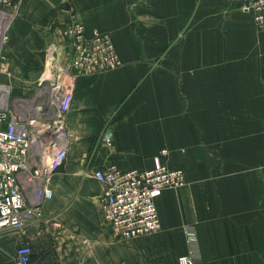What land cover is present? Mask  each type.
Returning <instances> with one entry per match:
<instances>
[{
	"label": "crops",
	"instance_id": "crops-1",
	"mask_svg": "<svg viewBox=\"0 0 264 264\" xmlns=\"http://www.w3.org/2000/svg\"><path fill=\"white\" fill-rule=\"evenodd\" d=\"M13 1L21 8L3 52L11 79L24 85L15 96L41 105L46 93L33 87L46 74L53 45L62 48L61 61L70 59L64 30L73 22L82 23L88 35L94 30L109 34L122 65L80 75L74 82L64 114L69 150L50 182L52 197L43 204V217L29 221L24 232L0 231V264H15L21 244L31 246L32 264H143L145 249L152 252L153 264H179L175 260L184 254L188 224L198 229L201 264H264V219L233 217L219 201L221 192L215 191L210 206L200 203L197 218L191 190L166 188L156 199L161 229L127 239L104 221V184L94 175L112 165L148 169L162 149H168V162L177 166L185 160L180 147L208 143L209 115L218 116L219 131L217 142L210 144H227L224 113L231 114V144L261 142L259 136H248L261 128L255 123L264 124V31L248 25L252 15L225 0ZM214 12L222 21L221 35L224 18L232 20L233 42L230 67L223 66L224 43H217L213 46H222L218 68L208 71L201 68L209 64L208 24L188 28L194 17L199 21ZM182 33L187 36L174 41ZM165 50H171L164 59L167 69L145 77ZM107 133L113 146L102 139Z\"/></svg>",
	"mask_w": 264,
	"mask_h": 264
},
{
	"label": "built area",
	"instance_id": "built-area-1",
	"mask_svg": "<svg viewBox=\"0 0 264 264\" xmlns=\"http://www.w3.org/2000/svg\"><path fill=\"white\" fill-rule=\"evenodd\" d=\"M233 1L241 10L253 13L256 24L264 29V0ZM0 5L8 8L0 10V61L4 65L3 47L21 6L13 0H0ZM66 32L71 57L62 65L55 55L58 46L48 50L47 70H52L56 82L44 89L45 95L42 90L41 105L15 96L8 84L0 83V231L14 228L24 232L29 221L43 217V204L53 194L50 182L69 150L64 114L70 108L72 86L82 74L116 68L120 63L108 35L94 32L89 37L80 23ZM102 139L113 146L110 133ZM166 155L168 150L162 149L145 170H121L112 165L95 171L104 184V221L119 236L129 239L161 229L156 199L166 188L185 184L184 170L169 167L164 162ZM178 261L197 264L191 247ZM15 264H32L30 245L17 248Z\"/></svg>",
	"mask_w": 264,
	"mask_h": 264
},
{
	"label": "rangeland",
	"instance_id": "rangeland-1",
	"mask_svg": "<svg viewBox=\"0 0 264 264\" xmlns=\"http://www.w3.org/2000/svg\"><path fill=\"white\" fill-rule=\"evenodd\" d=\"M226 4L231 3V7L233 9H240L237 3H235L233 0H225ZM228 5V4H227ZM243 11V10H242ZM252 15V19H249L247 22L249 26H254L256 31L263 32L264 29L259 27L255 20L253 13L249 12ZM194 16H198V11L194 14ZM195 21L192 20V24L188 29H191L194 25L197 26L198 22L203 24H208L209 32L207 34V40L209 42L208 49H207V57H208V65H204L203 69H207L210 71L211 69H217L218 65H216L215 60H219L221 57V50L222 46L218 47L213 46L217 43H224L223 46V53L225 55V60L223 66L230 67L229 59L231 58V43L232 40V20L229 18H224V34L221 35L219 31V26L221 25V19L220 17L214 12V13H207V18L198 21L197 17H194ZM254 21V22H253ZM74 23H80V22H73L64 30V35L66 37L67 43L70 45V40L67 36V30L74 24ZM82 24V23H80ZM83 25V24H82ZM85 28V26L83 25ZM218 28V31L215 29ZM94 32H98L100 34H106L109 36L112 41V38L107 33H102L98 30H94ZM87 34V33H86ZM88 35V34H87ZM92 35H88L89 37ZM187 36V34H178L174 41L183 40L184 37ZM237 36V35H236ZM190 37H194L192 34ZM221 37V39H220ZM203 38V36H202ZM203 40V39H202ZM212 45V46H211ZM71 47V45H70ZM116 53L117 50L115 49ZM72 52V48H71ZM169 52L171 50H165L164 54L161 57L160 62L158 65H153L149 68V70L146 72L145 77H148L153 73V71L157 68L160 70L167 69V66L164 65V59L168 57ZM205 54V50L202 51ZM48 53V52H47ZM63 50L62 48H58V50L55 52L56 58L58 59L59 64L66 65L64 61H61ZM118 55V53H117ZM120 63L119 66L122 65V61L117 56ZM213 61V62H212ZM8 60L5 61L4 65L0 61V83L8 84L11 87L12 93L16 92L18 87L22 86L23 83L16 82L14 79H11L12 75H10L11 68L8 64ZM68 62V61H67ZM66 62V63H67ZM47 66L50 67V64L48 63V55H47ZM117 66L116 68H118ZM206 66V67H205ZM56 66H54L55 70ZM114 68L101 70V71H110ZM192 69H194V66H192ZM101 71H95L101 72ZM92 74V73H88ZM209 74V73H208ZM83 75V74H82ZM65 82L64 80H62ZM56 82L55 74H52V70H46V74L42 76V80L36 84L37 86L33 87L34 91H41L48 87L52 83ZM66 84V83H65ZM68 84V83H67ZM24 86V85H23ZM20 87V88H23ZM217 115H215L216 117ZM223 117L225 119L224 122V132L228 133L225 137L224 141L227 142V144H224L223 146L221 144H210V142L214 141L217 142L216 136L219 133L217 131V120L218 116L214 119V115H209V121L207 123L208 127V133L207 137H209L208 143L206 146H196V147H188V146H182L179 148V152L182 155V157L185 160L178 161L177 166L171 165L166 155L164 158L167 160L165 162L169 167L172 168H182L185 173V184L180 187H170V189L176 190V189H185L191 190L192 196L194 198V202L196 203L197 208V218L199 215V208L200 203H204L205 205H209L215 201V191L217 190L220 193L219 201H222L224 204V209L226 212H231L232 216L235 218H238L241 214L242 219H251L256 222H258L260 219H264V124L263 121L255 123L256 127H261L260 129H254V131L251 129V133L248 136H255V137H261L260 143H257V145L247 144V139L245 140L243 145H234L231 144V114H223ZM242 118V117H241ZM263 118V117H262ZM243 121V120H242ZM239 120V122H242ZM227 122V124H225ZM254 126V125H252ZM227 129V130H226ZM225 133V134H226ZM242 133V129H241ZM252 137L249 141H252ZM244 138H247L246 135ZM242 139V138H241ZM242 141V140H241ZM228 145V147H226ZM188 149H191L192 152L190 153V156L188 154ZM203 149L206 150V153H203ZM168 150V149H167ZM194 150V151H193ZM202 152V153H201ZM169 154V151H168ZM202 154V155H200ZM188 157H190L188 159ZM251 173V175L249 174ZM255 173V177L252 175ZM212 192V193H210ZM180 202V200H179ZM196 225L188 224L184 226L183 233H184V245L185 250L184 253H186L189 250V247H191L194 251V255H196V261L197 264H201L200 262V253H199V236H198V229L195 228ZM198 226V221H197ZM180 244H182L180 242ZM180 255V254H179ZM176 257L175 262H178V256ZM143 264H153L154 258L152 255V252L149 251V249H145L143 254ZM262 260V258H261ZM259 264H262L259 262Z\"/></svg>",
	"mask_w": 264,
	"mask_h": 264
}]
</instances>
